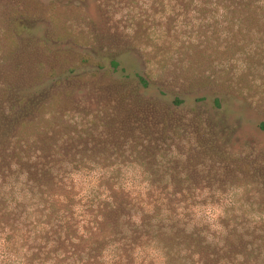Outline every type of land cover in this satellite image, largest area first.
Segmentation results:
<instances>
[{"label":"rangeland","instance_id":"rangeland-1","mask_svg":"<svg viewBox=\"0 0 264 264\" xmlns=\"http://www.w3.org/2000/svg\"><path fill=\"white\" fill-rule=\"evenodd\" d=\"M237 2L254 5L255 18L264 6V0H0V107L38 98L40 128L25 132L39 129L49 148L78 133L84 147L90 136L119 138L105 154L124 157L121 175L105 187L175 189L182 207L183 191H206L191 205L198 218L252 221L264 200L257 174L264 171V27L228 26L247 15L232 10ZM134 149L148 157L144 166L129 165ZM167 161L174 168L168 177L158 184L143 179V170L152 174L148 165L158 163L159 174ZM103 171L95 163L70 181L77 192L86 190L97 184L90 173ZM57 181L45 185L55 192ZM11 225L0 224V264H81L78 240L53 244L31 224Z\"/></svg>","mask_w":264,"mask_h":264},{"label":"trees","instance_id":"trees-1","mask_svg":"<svg viewBox=\"0 0 264 264\" xmlns=\"http://www.w3.org/2000/svg\"><path fill=\"white\" fill-rule=\"evenodd\" d=\"M238 7L242 14L246 10L247 15L241 20L239 11L238 18L228 26L264 27V6H260L261 14L256 18L254 5L250 4L248 9L246 3L237 2L232 10ZM29 98L28 102L27 97L21 96L16 105L0 107V218L4 220L1 225L31 224L53 244L57 239L78 240L83 253L81 264H146L149 258L158 264H239L238 259L241 264H264V200L254 210L258 218L244 219L241 224L222 223L198 218L196 206H191L206 196V191L198 195L197 190L186 189L182 192L187 193L182 207L177 206L181 205L176 203L180 192L175 189L157 185L142 189L105 187V183L116 182L121 175L124 157L117 150L114 156L105 154L108 148L120 145L119 138L113 140L111 134L94 140L90 136L84 147V138L78 133V139L75 136L64 143L66 139L60 138L61 142L56 140L49 148V139L42 137L39 129L35 135L25 132L26 127L40 128L36 114L40 108L36 111L33 107L41 101ZM106 129L112 132L111 128ZM130 131L134 135L142 133L138 127ZM133 152L130 166L141 167L148 162V157L137 155L135 149ZM95 163L105 168L103 172L90 173L97 184L77 192L74 180H70L82 176ZM169 163H163L159 174L158 163L152 168L148 165L152 174L143 170V179L158 184L164 179L161 176L168 177V172L174 171L166 166ZM173 173V180H178ZM257 174L264 181V171ZM56 179L59 186L52 192L45 183L49 185ZM191 180L187 175L185 182Z\"/></svg>","mask_w":264,"mask_h":264}]
</instances>
